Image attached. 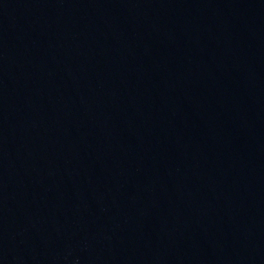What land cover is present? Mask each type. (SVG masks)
<instances>
[{"label":"water","instance_id":"water-1","mask_svg":"<svg viewBox=\"0 0 264 264\" xmlns=\"http://www.w3.org/2000/svg\"><path fill=\"white\" fill-rule=\"evenodd\" d=\"M0 264H264V0H0Z\"/></svg>","mask_w":264,"mask_h":264}]
</instances>
